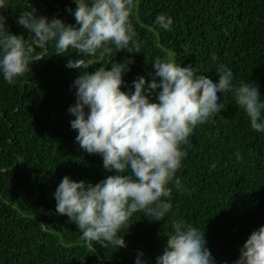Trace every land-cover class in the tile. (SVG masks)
<instances>
[{"label":"trees","instance_id":"trees-1","mask_svg":"<svg viewBox=\"0 0 264 264\" xmlns=\"http://www.w3.org/2000/svg\"><path fill=\"white\" fill-rule=\"evenodd\" d=\"M66 6L76 7L74 0H10L4 14L12 33L31 40L17 23L21 12L75 25ZM138 8L133 23L141 53L97 54L88 68L76 69L66 65L80 58L78 51L57 54L50 42L37 47L31 72L14 83L0 74V264H135L138 250L151 264L172 231L169 218L204 230L216 264H233L251 232L264 226V132L251 128L232 92L218 93L225 109L188 137L191 147L175 176L182 189L171 193L169 216L149 221L134 214L119 232L125 247L82 239L77 225L55 212L54 192L65 175L94 184L115 174L75 140L68 109L80 71L134 57L124 76L128 87L122 86L134 91L138 76L151 80L157 56L214 81L224 63L234 83L254 82L264 99V0H139ZM159 13L174 18L171 30L154 24Z\"/></svg>","mask_w":264,"mask_h":264},{"label":"clouds","instance_id":"clouds-1","mask_svg":"<svg viewBox=\"0 0 264 264\" xmlns=\"http://www.w3.org/2000/svg\"><path fill=\"white\" fill-rule=\"evenodd\" d=\"M9 2L0 0V74L9 84L31 72L37 47L50 42L57 54L78 51L80 58L66 65L76 69L88 68L97 54L141 53L143 42L133 23L139 0H74L75 9L66 6V10L75 17V25L58 16L50 19L23 11L17 23L32 34L31 40L9 30L4 14ZM154 24L171 30L174 18L159 13ZM134 62L130 56L110 68L101 65L95 71H80L71 85L75 103L68 111L75 117L70 121L78 133L75 140L87 153L101 156L104 168L115 174L94 184L65 175L54 192L55 212L74 222L82 239L104 247L126 246L119 232L137 212L149 221L169 216L171 193L182 189L175 176L191 147L188 137L226 107L218 93L232 92L251 128L264 132L259 86L250 81L234 83L228 65H218L214 81L197 75L192 65L182 67L157 56L151 80L138 76L132 81L134 91H124L122 86L128 87L124 76ZM236 155L243 158L239 152ZM168 223L172 231L151 264H216L204 230L180 219L169 218ZM135 264H148L143 251L138 250ZM233 264H264V226L251 232Z\"/></svg>","mask_w":264,"mask_h":264}]
</instances>
